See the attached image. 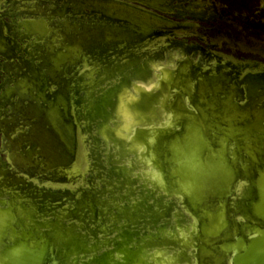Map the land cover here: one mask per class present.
<instances>
[{
	"label": "rangeland",
	"instance_id": "obj_1",
	"mask_svg": "<svg viewBox=\"0 0 264 264\" xmlns=\"http://www.w3.org/2000/svg\"><path fill=\"white\" fill-rule=\"evenodd\" d=\"M223 1L264 18V0ZM26 5L2 9L10 29L30 12L23 10ZM181 5L173 4V10ZM215 10H220L217 3ZM125 35L132 36L112 28L78 32L72 41L84 50L61 73L49 63L57 37L50 31L46 40L35 42L46 70L70 102L75 146L70 149L67 137L73 130L63 129L59 94H42L36 83L40 70L24 68L18 78L32 91H23L17 82L15 111H0V198L13 205L18 222L30 223L25 229L45 236L55 248L57 264H153L158 256L166 258L159 264H194V259L196 264H218L228 240H221L216 250L204 248L203 224L218 216L214 230L225 233L231 222L230 230L242 234L244 225L232 220L245 200L264 194L255 179L260 174H252L250 167L264 155L259 125L264 96L244 103L241 78L232 67L205 71L183 62L174 82L163 79L144 93L136 109L142 122L124 138L118 131H124L119 119L124 95L134 80L160 74L149 59L178 49L168 44L162 53H146L107 39ZM170 59L167 69L176 64ZM177 121L180 127L173 130ZM141 144L147 152L140 151ZM36 151L40 155L32 158ZM10 157L17 166H10ZM237 175L241 184L230 199L227 180ZM216 188L218 197L200 202L201 192ZM7 214L5 225L15 219Z\"/></svg>",
	"mask_w": 264,
	"mask_h": 264
},
{
	"label": "flooded vegetation",
	"instance_id": "obj_2",
	"mask_svg": "<svg viewBox=\"0 0 264 264\" xmlns=\"http://www.w3.org/2000/svg\"><path fill=\"white\" fill-rule=\"evenodd\" d=\"M68 1L71 2L66 6L65 2ZM91 1L95 0H65V2L64 0H6L0 4V12L2 9H7L6 5L14 6V3L18 2L20 5L27 3L23 10L30 11L17 18L15 30L10 29L0 14V73L1 71L4 73V77L0 79V111L4 112L7 108L15 111L14 102L17 97L5 95L14 87L10 81L16 78L18 80V73L24 68L40 70L38 76L43 79L47 91L51 94H59L60 105L65 106L66 127L76 133L70 102L62 96L59 81H53L52 75L46 70L35 42L46 40V36L51 31L58 41L53 44L49 63L53 64L60 73L66 67L72 66L84 50L81 45L73 43V36L81 31L101 32L110 28L114 29L111 22H104L90 15L89 9L83 8L85 13L83 12L82 3ZM124 1L187 24V27L183 28L185 33L167 36L163 40L149 43L140 42L134 36L133 41H125L129 37L125 35L119 40L107 38L109 43L122 47L133 46L134 49L146 53H162L167 44L183 47L188 53H194L198 70L206 71L211 67L221 69L234 67L240 75L241 88L244 92L253 79H264V18L257 19L254 11L223 0H204V3H199V0ZM175 3L182 4L176 11L172 7ZM215 3L220 6V10H215ZM34 27L40 31L35 32ZM37 37L40 38L37 40ZM201 58L204 64H201ZM233 100L241 103L237 99ZM31 157H38V154ZM0 162L2 163L1 159ZM9 164L17 166L11 157ZM7 205L15 213L10 202L2 206Z\"/></svg>",
	"mask_w": 264,
	"mask_h": 264
},
{
	"label": "water",
	"instance_id": "obj_3",
	"mask_svg": "<svg viewBox=\"0 0 264 264\" xmlns=\"http://www.w3.org/2000/svg\"><path fill=\"white\" fill-rule=\"evenodd\" d=\"M5 1L0 0V4ZM69 2L71 1L65 2V5L68 6ZM81 8L84 13L83 8H87L90 10V15L104 22H111L114 29L121 30L127 35L131 34L132 36H129L125 41H133V36L138 41L145 43L160 41L167 36L182 35L185 33L183 28L187 27L185 23L171 20L124 0H95L82 3ZM2 55L5 56V54ZM10 82L14 87L9 89L8 95L14 97L16 96L14 88L17 86V82L19 85L21 80L16 78ZM36 83L40 86L42 94H46L48 89L40 76H37ZM20 87L25 92H29V88H31V86L22 85L21 83ZM244 96L246 97L244 102L246 104L254 98L264 96V79L256 78L250 81ZM190 110L194 111L193 109ZM260 123V128H264V117ZM63 129L64 132L69 131L66 126ZM67 137L70 149L74 150L75 132L71 133L70 138L69 135ZM204 150H207V148H204ZM36 154H38L37 151L33 155ZM193 162H195V159ZM250 167L252 174H260L258 178H255L256 175L253 178L258 179L256 182L261 183L259 186L264 190V184H262L264 183V155L263 157L261 155L256 156ZM240 184V175L227 180L228 198L231 199L236 196V190ZM260 192L252 201L247 202L245 200L243 202L245 208L241 209L232 220L233 223L244 225V233L232 232L230 230L232 227L231 222L227 223L226 227L229 231L225 233L223 228L214 230V227L219 224L218 216L212 217L211 223L209 221L203 224L200 241L204 244V248L216 250L221 240H228L229 246L224 250V256L218 264H264V194H262V191ZM216 193L217 188L214 191L211 190V192L209 190L203 191L200 193L199 200L204 203L212 197H218ZM240 200L242 201V198ZM7 213H12L10 214L11 218H15L9 225H5L4 222ZM15 215L10 206L0 205V264H53L56 261L55 251L50 244L49 246L45 242V236L41 233L36 235L33 230L25 229L23 224L17 221ZM210 229L213 231L209 232Z\"/></svg>",
	"mask_w": 264,
	"mask_h": 264
},
{
	"label": "bare ground",
	"instance_id": "obj_4",
	"mask_svg": "<svg viewBox=\"0 0 264 264\" xmlns=\"http://www.w3.org/2000/svg\"><path fill=\"white\" fill-rule=\"evenodd\" d=\"M165 53H166V55H163V57L162 56H156L157 58L149 59L150 66L152 67V64L154 63L155 66H157L156 69L160 70V74L158 73L156 78H153L152 74H151L148 78H146L144 80H134L133 83L130 86L129 91H127V94L124 95V97L126 99L123 100V102H122V104L120 106L121 107V115H122V117L119 118V119H121V122H122L121 128L124 129V131L121 130V129H118L119 133L121 135H123L124 138L128 139V134L133 131L134 127L137 124L142 122V120H138V118H140L141 115H140L139 112H137L136 109H137V107L140 108L139 107L140 99L144 95V93H146V92L147 93H151L153 90H155L160 85V83L162 82L163 79H169V80H172V82H174L175 81V77L177 76V73H178V70H179V67H180L179 65L181 63L187 62L190 65H196V62L194 61L195 57H194L193 52L192 53L191 52L188 53L183 47H180V48L178 47V49L176 51H174V48H170L167 51H165ZM158 57L161 58V60L159 62H157L158 61L157 60ZM172 57L175 58V61H173V62H175L176 64L174 66L173 65L170 66V68L167 69L166 65L171 62L170 58H172ZM180 57H182L184 59L183 60H181V59L179 60ZM200 62H201V64H204L203 63V58H201ZM118 101H119V96H118ZM179 127H180V124L177 121V125H176V127L173 130L178 129ZM105 130L109 131L110 128L109 127L105 128ZM139 149H140V151H142V150L145 151L146 150V145L143 144L141 148L139 147ZM139 149L137 151H139ZM146 152H147V150H146ZM179 199H181V198H179ZM6 203H7V199H1L0 198V205H5ZM14 207L17 208L16 206H14ZM21 222H22L24 228L29 227L30 223L27 220H26V222L21 220ZM53 249L55 251V248H53ZM55 255H56V253H55ZM162 260H166V258H161V256L160 257L158 256V257L155 258L153 264H159L160 261H162ZM53 264H57V261H54ZM136 264H146V263H144V262H139L138 263L137 262ZM194 264H196L195 259H194Z\"/></svg>",
	"mask_w": 264,
	"mask_h": 264
}]
</instances>
